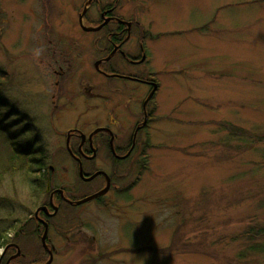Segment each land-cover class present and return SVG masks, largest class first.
I'll list each match as a JSON object with an SVG mask.
<instances>
[{"label": "rangeland", "instance_id": "rangeland-1", "mask_svg": "<svg viewBox=\"0 0 264 264\" xmlns=\"http://www.w3.org/2000/svg\"><path fill=\"white\" fill-rule=\"evenodd\" d=\"M69 3L0 0V70L8 74L2 94L15 108L8 116L0 108V125L11 146L42 148L47 169L54 167L46 170L54 185L79 199L90 185L79 182L64 153L66 133L85 126L87 114L95 121L103 114H141L147 88L114 77L103 79L109 84L103 88L95 72L96 90L110 99L105 107L96 99L90 110L86 99L75 97V74L55 84L54 42L64 29L80 27ZM121 4V14L134 15L156 36L148 46L152 67L162 72L150 103L158 104L157 119L141 163L133 156L112 170L97 159L104 165L97 170L115 172L122 197L112 191L99 201L62 206L51 217V264H264V253L248 250L245 236L264 227V0ZM3 153L0 230H7L45 196L35 201L29 176L20 168L9 174ZM31 225L23 231L31 233ZM17 232L12 229L8 239ZM41 234L16 236L21 262L42 259Z\"/></svg>", "mask_w": 264, "mask_h": 264}, {"label": "flooded vegetation", "instance_id": "flooded-vegetation-1", "mask_svg": "<svg viewBox=\"0 0 264 264\" xmlns=\"http://www.w3.org/2000/svg\"><path fill=\"white\" fill-rule=\"evenodd\" d=\"M63 1L70 2L69 6H72L77 18V27H80L77 31L63 28L67 31L62 33L64 35L61 34L59 41L54 42L58 50L52 58L55 64L52 72L58 76L55 84L58 85L61 80L65 81L64 79L71 78L75 74L78 78L75 97L86 99L87 101L84 102H87L90 110L94 108L96 99L104 107L105 104L108 105L110 99L109 95L96 90L95 72L101 76L102 81L98 85L103 88L109 86L103 79L109 80L114 77L141 84L147 88V94L141 103V114H103L102 121H95L93 114H87L88 120L85 126L78 124L66 133L65 155L77 169L79 182L85 185L88 183L90 187L84 190L85 196L75 199L71 189L54 185L51 173L54 170L53 166H48L51 170L50 175L48 171L42 170L46 181L43 193L45 198H42L33 214H29L26 219L25 224H32L31 232H34L37 226L43 231L45 225L49 229L51 217L58 214L62 206L76 207L85 202L99 201L101 197L112 191L117 197L123 196L114 181V171L113 174H108L109 185L106 192L95 196L106 187V179L98 175L84 181L79 175L80 169L83 176L88 178L97 172L99 167L104 166L97 164V159L100 158L112 170L129 163L133 156L137 164L141 163L147 146V136L150 134L149 126L157 119L154 111L156 106L152 107L150 103L161 89L162 83L159 79L161 70L154 69L150 62L152 50L150 45L148 46V41L156 36H152L149 29L144 28L134 15L120 13L123 6L121 3L124 0H78L79 6L76 5L77 0ZM133 65H145L148 70L142 74L128 70L127 66ZM89 67L90 76L86 70ZM99 177L102 180L97 183ZM88 197L89 200L80 204L69 203ZM17 235L19 233H15V236L9 239L6 249L16 247L17 244L13 240L17 239ZM47 243L48 247L52 248L48 238ZM6 258L12 261L16 256L10 254Z\"/></svg>", "mask_w": 264, "mask_h": 264}, {"label": "trees", "instance_id": "trees-1", "mask_svg": "<svg viewBox=\"0 0 264 264\" xmlns=\"http://www.w3.org/2000/svg\"><path fill=\"white\" fill-rule=\"evenodd\" d=\"M7 82H8V74L0 70V108H6V111L2 112L6 114V116H8V114H15V108L13 106L7 105L6 103H4L5 101H3L4 98H3L2 93L4 92ZM24 129L28 130L30 128L29 126H25ZM4 130H5L4 127L0 125V139L3 138L2 141L8 143L7 145H3L4 153L0 152V154L3 153L6 157V158L4 157V159L6 160L5 165L8 166L10 169V171L8 169V171L10 172L9 174H14L13 171H16L17 169L19 170V168H20V171L21 170L24 171V173L29 176V180L27 184L29 185V189L31 190V196L33 198H36L35 199L36 201L37 199H39L40 196L44 195L43 193H44L46 181H45V175L42 173V170H45V171L47 170L46 162H47L48 157L45 156L44 150L42 148L33 149L34 144L31 142H30L31 143L30 146L27 149H23L15 145L11 146L5 134H3ZM1 158L3 159V156H1ZM1 162H4V160ZM143 163L144 164L142 168L145 169L146 168L145 166L147 163L146 158L143 159ZM25 222H26V219L25 221L20 222L18 224V221L15 220V222H13L7 230H0V249L1 248L4 249L8 245L9 239L7 236H9V233H11V230L17 229L20 232V226L26 227ZM41 230L42 228L40 226H37L34 232L25 233V231H23V234L27 236L29 234L31 235H36L37 233L41 234ZM245 236L249 241V244L247 245L248 250L254 253H264V227H260L256 229L251 228L248 230ZM40 247H41V252L43 253L42 259L39 258L35 261H29V263H26L24 261L25 263H23L20 261V258L24 255L20 254L19 257H16L14 260H12L11 263L13 264H44L48 256H46L47 252L44 251L42 246ZM10 254H16V249L8 247L4 253V256L2 257L0 264H5L7 260L6 257H8Z\"/></svg>", "mask_w": 264, "mask_h": 264}, {"label": "water", "instance_id": "water-1", "mask_svg": "<svg viewBox=\"0 0 264 264\" xmlns=\"http://www.w3.org/2000/svg\"><path fill=\"white\" fill-rule=\"evenodd\" d=\"M79 174H80V177H81L82 179H84V181L91 180V179H93L94 177H96V176L99 175V174L104 175L105 178H106V181H107V186H106L103 190H101V192H99L97 195H101V194H103V193L106 192L105 190H107V187H108V185H109V180H108L107 175H106L105 172H103V171H98V172H96L95 174H93L92 176H90V177L87 178V177H84V176H83V174H82V170L80 169ZM88 199H90V198H87V199H84V200H81V201H78V202H75V203L79 204V203H81V202H83V201H86V200H88ZM69 203L72 204L71 201H69ZM36 214H37V212H36ZM46 235H47V226L45 225V230H44V232H43V234H42V236H41V242H42V246L47 250L48 247H47V245H46ZM18 254H19V252H18ZM48 256H49V258H48L46 264H50V262H51V260H52V252H51V251H49V255H48ZM0 257H2V256H0ZM0 259H1V258H0ZM8 262H9V261H7L6 264H8Z\"/></svg>", "mask_w": 264, "mask_h": 264}]
</instances>
